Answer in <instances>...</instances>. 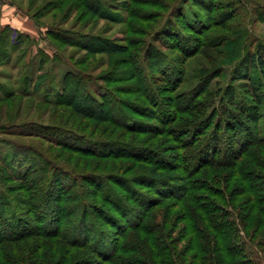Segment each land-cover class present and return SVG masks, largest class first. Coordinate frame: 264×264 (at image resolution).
<instances>
[{
  "label": "trees",
  "instance_id": "trees-1",
  "mask_svg": "<svg viewBox=\"0 0 264 264\" xmlns=\"http://www.w3.org/2000/svg\"><path fill=\"white\" fill-rule=\"evenodd\" d=\"M170 1L175 3L171 7ZM179 1L121 0L120 5L110 7L102 0H70L64 7L66 11L84 8L85 16L91 14L97 19L125 24L122 39L77 31V41H71L74 36L66 31L46 29V40L57 53L50 57L39 50L41 74L34 79L23 74L19 92L0 95V104L8 107L15 105L14 95L30 97L42 104L73 107V112L64 115L69 114L67 120L72 113L80 116L76 119V130L31 122L28 126L44 132L31 131L29 136L75 153L79 159L93 160L91 168L87 164L84 169L88 170L75 172L51 160L46 154L49 148L44 152L17 143L9 145L14 149L11 158L0 154V178L5 183L17 182L23 192V198L17 199L12 190L0 186V264H57L60 250L73 258L75 250L91 254L89 261L85 254L83 257L77 253L76 259L60 254L65 258L62 264H252L245 247L254 236H249L250 239L245 236L247 242L244 241L238 235V225L234 220L228 221L225 214L227 202L235 203L241 195L246 197L240 209H248L241 220H255L254 234L263 233L260 239L264 247V137L259 135L257 123L262 98L256 92L262 85L259 81L250 85L254 102L259 105L254 113H248L252 123H246L242 115L227 120L224 116L218 118L215 109L205 111L206 105L199 100L200 91L217 68L197 78L192 90H179L184 83V63L179 57L164 56L153 46V39H146L144 26L147 28L152 22L156 11L143 19L136 7L168 9V15L153 34L159 40L160 32L173 26L175 18L177 21L183 18L177 7ZM191 1L209 24L186 25L185 33L195 37L163 33L166 38L179 35L184 43L178 51L186 60L214 38L223 41L222 36L209 32L228 24L237 12V7L227 1L224 10L211 15L216 24L212 25L209 11L214 9V1ZM63 2L48 0L42 9L55 17ZM237 2L243 4L246 0ZM10 29L5 26L0 30V65L11 60L8 51L21 42L22 34ZM242 38L240 35L234 42L239 46ZM54 41L86 50L100 73L91 75L80 70L77 76L65 73L57 80L47 70L42 72L45 64L60 59ZM155 66L159 75H154ZM26 67L29 69L30 65ZM251 67L264 77L263 45L250 54L248 70ZM116 81L131 82L133 90L125 92L124 87L106 85L108 89L102 85ZM94 86L97 88L93 89ZM127 93L137 99L120 98ZM220 95L224 97L226 91ZM144 104L149 106L150 115L143 114L148 110ZM93 109L99 112H92ZM90 122L95 124L86 133ZM100 124L106 127L101 128ZM0 133L11 135L3 127ZM81 142L85 145H80ZM170 142L173 143L169 145ZM20 150L30 156L26 164L13 158ZM32 156H37V162ZM80 164L84 165V160ZM22 204L26 209H19ZM222 217L226 218L223 223ZM30 238L54 243L49 253L28 258L31 254L25 256L20 250L18 253L15 245ZM10 243L13 245L7 248L9 245L5 244Z\"/></svg>",
  "mask_w": 264,
  "mask_h": 264
},
{
  "label": "rangeland",
  "instance_id": "rangeland-1",
  "mask_svg": "<svg viewBox=\"0 0 264 264\" xmlns=\"http://www.w3.org/2000/svg\"><path fill=\"white\" fill-rule=\"evenodd\" d=\"M47 1L48 0H0V30L5 26H9L11 28V32L16 31L18 34H22L21 42L17 48L8 51L11 60L0 65L1 96L5 92L9 91H14L13 93H15V91L19 92L20 78L23 74H27L32 79L41 74L38 72V63L41 59V55L38 52L39 50L44 51L50 57L57 53L46 40V29H58V31H66V33H70L74 36L72 39L70 38L71 41H73V39H76L77 41V31L94 34L105 38L110 37L112 39H122L123 34L126 31L125 24H114L106 19H97L94 16H91V14L85 16L82 14L84 8H80L79 10L76 8L71 12L66 11L65 8L68 6L70 0H64V5L59 8V12H56V16L53 17L51 14H48L42 9L44 2ZM102 1L107 3L110 7L121 4V0ZM212 1H214L215 6L214 9L211 8L209 11L210 20L211 15L224 10V6L226 5L227 1H231L232 5L237 7L236 16L232 21L228 22V24H225L221 27H214V29L210 30L209 34L222 36L220 38H224L223 41L219 38H214V41L211 44L204 46L199 50L198 54L187 60L185 59V55H182L178 51L181 44L184 43V41L181 42L179 39V35L183 33L187 36L192 35L195 37L194 34L185 33L188 31L186 25H194L200 22L202 24H209L207 21L208 19L206 20L203 17V14L200 13L201 11H199L197 7H194L193 1H179L177 7L183 12L185 17L183 16V18H180L178 21L177 18H175L176 21L173 26L168 27V30H165V32L168 31V33L175 32L179 34L178 37L175 36L174 38H166V36H164V38L163 33L165 32H160L159 40H156L153 34L156 30L155 28H157L158 25L160 26L161 24L159 23H163V18L168 15V13H166L168 9H163L161 11L158 9L152 10V8L149 6L136 7L137 11L139 10V13H141L140 16L143 19L149 18V12L156 11L154 13L156 17L152 20V22L146 25L148 26L147 28L144 26V30H146L148 33L146 39H149V41L150 39H153V41H151L153 46L158 48L164 56H167L171 59H178L177 57H179L182 63H184V83L179 88V90L184 92L192 90L197 83V78H203L208 71L214 68L218 69L214 76H210L208 78L209 82L207 86L204 88L202 87L201 91L199 90L201 93L199 100L201 104L206 105V112L215 109L218 118L219 116H224V118L227 120H231L234 115H242L244 116L246 123H252V121L249 120V114L254 113L256 107H259V105L254 102L255 97L252 95L253 88H251L250 85L252 82L258 83L259 81V84L262 85V88L261 90H256V92L258 91V95L261 94L260 97L262 98V101L258 111L259 120L257 123L258 133L260 136L264 137V77L260 75V71L253 70L252 67L251 70H248L250 54H253L258 47H261V45L264 47V0H246V3L243 4L238 3L237 0ZM174 4L175 3L172 1L169 3L170 7ZM145 11H148V13L144 14ZM79 14L82 16L79 17ZM211 21L212 25H214L215 23L213 20ZM18 22L20 26L18 25ZM177 22H179V24H177ZM72 35L70 37H72ZM240 35H243V38L242 43L239 45L242 46L239 48L234 40H236V38ZM54 43L59 47L60 59L58 62H49L45 64L44 70L42 72L47 70L49 75L56 78L57 80L61 79L62 75L65 73H69L70 76H77V73L80 72V70L91 75H98L100 73V70L97 71L96 66H94L95 62H93V57L89 56L86 50L77 48V45H59L56 41H54ZM89 45L93 46L94 44L90 43ZM98 58L99 57H97V59ZM27 64L30 65L29 69L26 67ZM93 69H95L96 72L92 73ZM120 69L123 68L121 67ZM153 69L155 70L154 75H159V68L155 66ZM57 80L54 82H57ZM158 83H160V81H158ZM102 85L106 88H110V85L118 88L124 87L123 90L125 92H131L133 90V84L131 82L127 83V81H116L112 82L111 84L105 83ZM106 85L109 86L107 87ZM96 88V86L93 87V89ZM224 90L226 91L227 95L223 97L220 94ZM99 93L102 94L103 92ZM219 96L220 101L217 103ZM120 98L131 101L133 99H137V96L127 93L125 96ZM13 101H15V105L11 107L0 104V127H3V129L6 128V132L11 134L4 135L0 133V154H5V156L7 154L11 158L10 155L14 149L10 148L9 145H17V143L21 146L36 147L37 149L44 152L49 148V152L46 153L48 157L58 163V165L64 166L63 168L69 167L72 170H75V172H84L85 170H88V167H86L87 169L84 168L87 164L90 167L93 163V160H88L85 158L79 159L80 157L75 153H71L70 151L59 147L51 146V144L47 143L41 138L29 136L31 131L35 133L44 132V130H38L37 128L28 126V123L31 122L58 125L65 129L70 128L76 130L78 126L75 124L77 122L76 119L80 118V116L72 113L70 120H67L69 114L64 115L66 112L68 113V111L73 112V107L68 109L61 106L42 104L33 98L24 97L22 95H14ZM244 104H246V109L244 108ZM144 107L148 110H146L143 114L150 115V109L148 108L149 106L145 105ZM93 111L99 112L98 110L94 109L92 112ZM144 121H146V119ZM90 123L91 124L90 127H88V130H84L86 133H90L92 125L95 124V122ZM150 123L157 125L156 121H151ZM100 127H106V125L100 124ZM230 134L232 135V133ZM96 135L98 136L100 134L96 133ZM172 143L173 142H170L169 145ZM80 145L85 144L84 142H81ZM28 157L30 158L27 153H25L23 150H20L19 154L13 158L24 160L23 163H25L28 161ZM32 157L34 158V161L37 162V156ZM81 160H84V165L80 164ZM6 174V172H3V175ZM0 186L12 190V195L16 196L17 199L23 198V196H21L23 192L21 191L17 182L5 183L0 178ZM0 192H2L1 189ZM37 192H39V190H37ZM245 197L246 195L236 197L235 203L227 202L228 207L226 208L225 214H227L228 221L234 220L238 225V235L243 237L244 241L247 242V237L250 239L249 236H254L255 239L251 243L247 242L248 247H245L248 257L251 259L250 262H252V264H264V247H262V242L260 239L263 233L260 232L258 235L254 234V219H250L248 222H243L241 220V218L244 217V214L246 215L248 213V209L246 207L245 209L247 212L244 210V208L243 211L240 209L242 208L241 206L245 201ZM37 207H39V204ZM19 209H26V206L22 204L19 206ZM225 220L226 218L222 217L221 223H223ZM71 222L74 223L76 220L73 221L71 219ZM245 225L246 227L244 228ZM180 227H183V225ZM180 227L177 229L174 235L178 233ZM227 232L228 230L226 233ZM245 236L247 237L245 238ZM186 242L187 241L185 240L180 245L184 246ZM52 243H54V240L50 241L49 239L30 238L26 241L20 242V244H16L15 247L18 250V253L22 252L25 254V256L31 254L28 258H33V256L38 253H49ZM58 243L61 242L59 241ZM5 245H9L6 246L9 248L13 244L10 243ZM62 251L63 250L57 252V257H60V259L57 260L59 264L64 263L63 260L65 258L63 257L62 259L63 255L66 258L69 256L70 258H73L72 254L68 256ZM73 253H75L74 258L76 259L78 257V250H75ZM60 254L63 255L60 256ZM84 254L85 257L83 256ZM78 255L83 256L87 261H89V256L91 254L83 250L81 251V254L78 253ZM191 255L192 254H190L189 257H191ZM179 263L185 264L184 262Z\"/></svg>",
  "mask_w": 264,
  "mask_h": 264
},
{
  "label": "crops",
  "instance_id": "crops-1",
  "mask_svg": "<svg viewBox=\"0 0 264 264\" xmlns=\"http://www.w3.org/2000/svg\"><path fill=\"white\" fill-rule=\"evenodd\" d=\"M16 22V21H15ZM18 25H19V22H18ZM20 26V25H19ZM23 30V29H22Z\"/></svg>",
  "mask_w": 264,
  "mask_h": 264
}]
</instances>
